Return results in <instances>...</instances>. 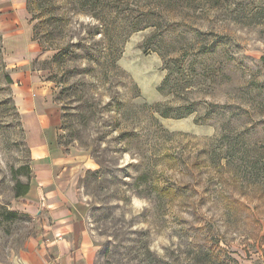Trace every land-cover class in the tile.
Segmentation results:
<instances>
[{"label":"rangeland","instance_id":"obj_1","mask_svg":"<svg viewBox=\"0 0 264 264\" xmlns=\"http://www.w3.org/2000/svg\"><path fill=\"white\" fill-rule=\"evenodd\" d=\"M25 6L22 26L0 31V209L17 212L0 216V264H44L42 227L57 221L14 197L35 179L18 72L57 107L44 132L75 179L72 221L94 264L261 261L264 0ZM26 28L29 53L10 57L5 36Z\"/></svg>","mask_w":264,"mask_h":264},{"label":"crops","instance_id":"obj_2","mask_svg":"<svg viewBox=\"0 0 264 264\" xmlns=\"http://www.w3.org/2000/svg\"><path fill=\"white\" fill-rule=\"evenodd\" d=\"M26 17L25 0H0V31L6 32L22 26ZM29 33V29L26 28L5 36L8 37L5 42L10 45L8 50L10 57L22 60L27 56L31 42ZM14 75L18 81L15 99L25 139L31 151L35 175L25 199L32 203L30 207H35L36 212L46 214L47 219H52V216L57 219L56 222L54 220L53 229L52 224L42 227L48 237L45 239L41 258L44 264H94L92 250L94 246L87 231L75 227L72 221V212L77 211V206L82 204L78 200L75 179L71 175H66L68 165L64 164L62 156H55L56 154L50 150L48 137L44 132L46 128L59 122L57 107L52 102L51 108L49 102L42 100V96L34 97L36 83L32 81L35 77L19 72ZM46 248L54 256L53 260L46 257ZM241 264H264V258L261 261L244 260Z\"/></svg>","mask_w":264,"mask_h":264},{"label":"trees","instance_id":"obj_3","mask_svg":"<svg viewBox=\"0 0 264 264\" xmlns=\"http://www.w3.org/2000/svg\"><path fill=\"white\" fill-rule=\"evenodd\" d=\"M262 60H264V58H262ZM9 81H10V79H9ZM166 81H167V78L163 80L162 85L165 84ZM159 89H161V86L159 87ZM182 107H180L179 110L176 109L175 112L176 111L177 112L174 115H176V116L184 115V112L180 111V109ZM168 109H170V107H164V108H162V110L160 109V112L162 113V115H166L167 116L169 114L168 113L169 112ZM183 110H185V109H183ZM186 111L189 112L188 110H186ZM28 190H29V183L28 182H24V181H22L20 179H17V181H16V183L14 185V197H16V198L23 197V196H25L27 194ZM16 214H17V212L12 211V210L5 211V210H3V208L0 209V216H2L5 220H13L14 217L16 216ZM45 253H46V257L48 259L52 258V260H53L54 256L50 254V252L48 251L47 248L45 250Z\"/></svg>","mask_w":264,"mask_h":264}]
</instances>
